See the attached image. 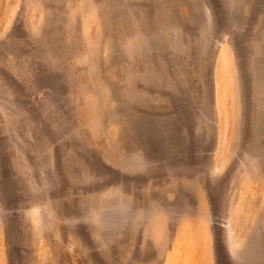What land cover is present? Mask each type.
<instances>
[{"label":"rangeland","instance_id":"obj_1","mask_svg":"<svg viewBox=\"0 0 264 264\" xmlns=\"http://www.w3.org/2000/svg\"><path fill=\"white\" fill-rule=\"evenodd\" d=\"M223 9L0 0V264H264V47Z\"/></svg>","mask_w":264,"mask_h":264},{"label":"crops","instance_id":"obj_2","mask_svg":"<svg viewBox=\"0 0 264 264\" xmlns=\"http://www.w3.org/2000/svg\"><path fill=\"white\" fill-rule=\"evenodd\" d=\"M223 8L222 12L231 18L228 17L226 21L229 25L220 28L250 31L252 44L264 47V0H223ZM207 10L209 22L213 25L214 11L209 4ZM262 56L260 60L264 61V55Z\"/></svg>","mask_w":264,"mask_h":264},{"label":"bare ground","instance_id":"obj_3","mask_svg":"<svg viewBox=\"0 0 264 264\" xmlns=\"http://www.w3.org/2000/svg\"><path fill=\"white\" fill-rule=\"evenodd\" d=\"M223 50V49H222ZM230 56V55H229ZM219 58L221 59V62L223 63V64H226V62H227V59L225 58V56L223 55V53H221L220 55H219ZM229 61V60H228ZM229 66H230V64H228ZM231 69V68H230ZM223 72V71H222ZM226 126V125H225ZM226 128V127H225Z\"/></svg>","mask_w":264,"mask_h":264}]
</instances>
